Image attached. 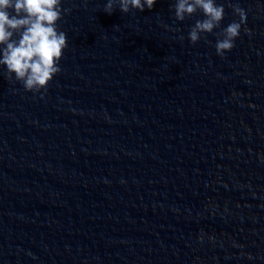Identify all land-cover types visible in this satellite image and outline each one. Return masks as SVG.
I'll return each mask as SVG.
<instances>
[{
    "label": "water",
    "instance_id": "1",
    "mask_svg": "<svg viewBox=\"0 0 264 264\" xmlns=\"http://www.w3.org/2000/svg\"><path fill=\"white\" fill-rule=\"evenodd\" d=\"M215 2L194 46L175 0H62L47 91L0 66V264H264V0Z\"/></svg>",
    "mask_w": 264,
    "mask_h": 264
},
{
    "label": "clouds",
    "instance_id": "2",
    "mask_svg": "<svg viewBox=\"0 0 264 264\" xmlns=\"http://www.w3.org/2000/svg\"><path fill=\"white\" fill-rule=\"evenodd\" d=\"M156 3L157 0H107L103 11L111 15L118 6L124 14L133 10L143 12L145 8L152 10ZM230 7L239 21L217 33L215 49L221 58L235 47L247 19L245 9L238 5ZM171 10L179 22L197 12L203 13L205 18L197 20L189 31L188 39L194 46L220 28L225 18V7L215 0H175ZM65 11L70 10L62 7V0H0V66L6 67L9 80L14 77L27 92H46L62 71L60 62L68 48V38L58 29V22ZM244 31L250 34L247 28Z\"/></svg>",
    "mask_w": 264,
    "mask_h": 264
}]
</instances>
